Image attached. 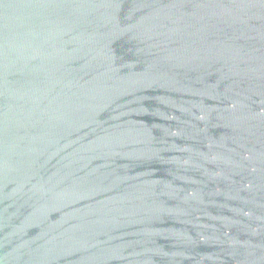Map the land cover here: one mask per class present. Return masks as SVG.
Segmentation results:
<instances>
[{"label":"water","instance_id":"water-1","mask_svg":"<svg viewBox=\"0 0 264 264\" xmlns=\"http://www.w3.org/2000/svg\"><path fill=\"white\" fill-rule=\"evenodd\" d=\"M0 264H264V0H0Z\"/></svg>","mask_w":264,"mask_h":264}]
</instances>
